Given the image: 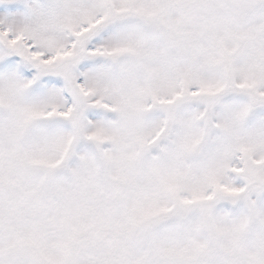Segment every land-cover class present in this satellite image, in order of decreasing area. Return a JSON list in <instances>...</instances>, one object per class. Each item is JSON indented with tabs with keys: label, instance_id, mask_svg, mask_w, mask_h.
I'll return each mask as SVG.
<instances>
[{
	"label": "snow or ice",
	"instance_id": "1",
	"mask_svg": "<svg viewBox=\"0 0 264 264\" xmlns=\"http://www.w3.org/2000/svg\"><path fill=\"white\" fill-rule=\"evenodd\" d=\"M0 264H264V0H0Z\"/></svg>",
	"mask_w": 264,
	"mask_h": 264
}]
</instances>
